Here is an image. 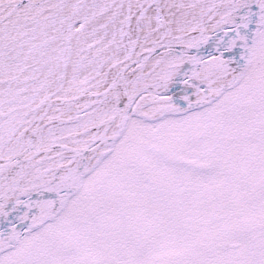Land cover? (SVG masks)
<instances>
[{
    "label": "snow or ice",
    "instance_id": "6c2138e0",
    "mask_svg": "<svg viewBox=\"0 0 264 264\" xmlns=\"http://www.w3.org/2000/svg\"><path fill=\"white\" fill-rule=\"evenodd\" d=\"M0 161V264H264V0H0Z\"/></svg>",
    "mask_w": 264,
    "mask_h": 264
},
{
    "label": "rangeland",
    "instance_id": "374dc122",
    "mask_svg": "<svg viewBox=\"0 0 264 264\" xmlns=\"http://www.w3.org/2000/svg\"><path fill=\"white\" fill-rule=\"evenodd\" d=\"M85 2L87 3H93V2H108L111 3L112 0H85ZM186 2L188 3H202V2H206L209 3V0H186ZM81 115H83V112H81Z\"/></svg>",
    "mask_w": 264,
    "mask_h": 264
},
{
    "label": "bare ground",
    "instance_id": "6f19581e",
    "mask_svg": "<svg viewBox=\"0 0 264 264\" xmlns=\"http://www.w3.org/2000/svg\"><path fill=\"white\" fill-rule=\"evenodd\" d=\"M221 0H209V3H220ZM3 161H0V164H2Z\"/></svg>",
    "mask_w": 264,
    "mask_h": 264
},
{
    "label": "water",
    "instance_id": "95a60500",
    "mask_svg": "<svg viewBox=\"0 0 264 264\" xmlns=\"http://www.w3.org/2000/svg\"><path fill=\"white\" fill-rule=\"evenodd\" d=\"M133 67H134V65H133Z\"/></svg>",
    "mask_w": 264,
    "mask_h": 264
}]
</instances>
